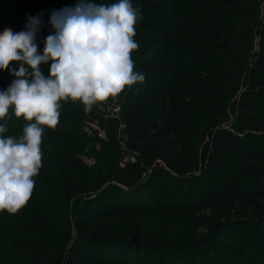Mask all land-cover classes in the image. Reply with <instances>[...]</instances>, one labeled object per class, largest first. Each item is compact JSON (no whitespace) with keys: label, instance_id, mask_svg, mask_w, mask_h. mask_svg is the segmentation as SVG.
<instances>
[{"label":"trees","instance_id":"obj_1","mask_svg":"<svg viewBox=\"0 0 264 264\" xmlns=\"http://www.w3.org/2000/svg\"><path fill=\"white\" fill-rule=\"evenodd\" d=\"M77 2L0 0V32L6 28L14 33L23 31L28 16L42 13L36 43L43 54L46 37L55 32L49 24L51 10L75 6ZM94 2L110 5L117 0ZM131 3L141 16L135 26L139 47L132 53V59L135 71L143 73L145 79L126 88L116 100L121 103L119 119L125 124L127 146L138 160L116 169L125 173L128 167L137 173L132 182H121L128 190L115 185L109 195L100 194L104 208L93 211L95 216L78 233V240L91 242L97 249L120 247L122 259L128 256V244L132 245L135 247L131 251L132 264H141L137 258L139 250L145 249L146 255H152L151 261L158 264L161 256H176L186 248L195 253L191 264H264V215L260 213L252 220L240 218L239 226L234 228H225V221H219L211 233L188 244H170L157 234L143 239L130 232H115L110 223L98 224L100 215L115 220L119 213L148 212L149 184L156 174L164 171L179 177L180 184H195L199 175L225 169L220 172L222 179L213 190L214 196H204V202L194 203L197 209L209 207L220 195L230 196L238 203L264 197V186L253 184L264 183V0H131ZM185 4L191 11L186 10ZM50 65L51 61L40 66L45 77ZM18 67V62L10 65ZM205 68V73L192 75ZM2 76L11 82L15 79L8 70ZM195 96L199 102L194 100ZM61 105L59 126L55 130L45 128L43 135L45 142L57 147L55 155L61 161L52 163L49 156L43 155L40 170L48 164L53 170L77 166L88 170L87 164L64 142L72 123L88 120V112L79 101L69 99L61 101ZM229 171L231 177L227 179ZM102 177L103 182L108 180ZM59 180L65 191L82 193L83 184L75 177L61 174ZM97 180L91 191L100 187ZM131 187H137L135 197L130 203H118L119 197L131 194ZM39 214L38 231L43 237L51 224L43 205ZM230 220L234 219L228 215L227 221ZM70 236L57 249L55 263L48 249L53 242L37 240L30 244L23 238L22 248L32 257L24 264L124 263L100 255L88 259L77 254L75 260L73 247L66 249ZM230 257L239 262L229 261Z\"/></svg>","mask_w":264,"mask_h":264},{"label":"rangeland","instance_id":"obj_2","mask_svg":"<svg viewBox=\"0 0 264 264\" xmlns=\"http://www.w3.org/2000/svg\"><path fill=\"white\" fill-rule=\"evenodd\" d=\"M185 6L186 10L191 11L187 4ZM206 69H198L192 75L203 74ZM4 72L5 70L0 71V83L4 86L2 89L6 90L11 84V80L4 79L2 76ZM194 100L199 102L200 99L195 96ZM120 110L121 103L116 98H109L103 103L94 105L91 111H87L88 120L72 123L64 142L75 150L87 164L88 170L83 169L82 166H77L75 169L60 171L59 169H51V164L44 165V170H40L38 176L34 177L35 188L30 200L25 207L17 212L21 216L10 217L0 213V264H24L28 262L32 257L26 253L20 242L26 238L30 244L37 240L53 242L48 249L54 256V262L57 249L68 240L70 234V241L66 249L73 247V259L75 258V260L77 254L88 259L100 255L103 256L102 258L117 262L124 260L123 264H132L133 254L131 251L135 250L132 245L128 244L130 251H127L128 256L122 259L119 255L120 247L111 250L104 247L97 249L95 244L93 245L91 242L80 243L77 238L78 233L87 224L89 218L95 216L93 211L104 208L100 196L109 195L110 189L115 185L128 190V187H125L121 182L126 180L132 182L136 176L137 171L135 173L128 167H126L125 173H120L116 169L118 165L125 166L126 163H137V161L128 159L133 155V152L131 148L126 149V145L121 142L122 138L119 136ZM27 123L29 122L22 117L17 119L13 109H9L8 115L0 120V125H6L8 129L4 136H12L17 139L23 134V128ZM41 151L44 156L50 157V162L61 161L55 155L57 147L45 142V140L41 144ZM139 170L141 171V168ZM221 171L225 172V169L222 168ZM221 171L211 170L209 173L199 175L200 179L195 184H180L182 180L179 177H173L169 171L160 172L153 177L154 179L150 182L147 190L151 201V209L148 212L141 214L132 211L119 213L115 220L106 219L107 216L100 215L98 224L107 222L112 224L115 232H130V235L143 239L157 234L159 235L158 238L167 240L170 244H188L200 240L202 235L211 233L219 221H225L223 224L225 228H234L239 226L242 217L252 220L256 213L264 215V197H252L247 201L238 203L230 196L220 195L209 207L197 209L194 203L202 202L204 196L210 198L214 196L213 190L218 188L222 179ZM61 174H67L79 180L83 184L82 193L75 194L65 191L61 180H59ZM102 176L108 180L103 182ZM225 176L229 179L231 172L229 171ZM96 180L100 182V187L96 191H91ZM253 184L258 187L264 186V183ZM131 188V194L126 193L124 196L127 197H119L118 203H130L129 201L135 197L134 194L138 191L137 187ZM105 191L106 194H104ZM101 193L102 195H100ZM41 205L44 206L46 217L49 218L51 224L49 231L42 234L43 237L38 231ZM228 215L234 220L227 221ZM189 250L186 248L185 252H179L176 256H161L158 260L161 262L158 264H191V259L194 258L195 253ZM139 251L136 254L141 264H154L151 261L153 258H151L150 253L146 255L145 249ZM68 254H70V250ZM219 254L223 255L222 251ZM228 260L239 262L236 257H230Z\"/></svg>","mask_w":264,"mask_h":264},{"label":"clouds","instance_id":"obj_3","mask_svg":"<svg viewBox=\"0 0 264 264\" xmlns=\"http://www.w3.org/2000/svg\"><path fill=\"white\" fill-rule=\"evenodd\" d=\"M42 15L28 16L23 31L0 32V70L15 77L0 90V120L13 109L17 119L29 122L18 139L5 137L7 126L0 125V212L10 214L32 196L42 167L44 131L59 126L61 101H79L91 111L145 79L132 59L139 47L135 26L141 16L131 0L110 5L78 0L75 6L51 10L49 24L55 32L46 37L40 54L36 39ZM49 61L45 77L40 66ZM12 62L19 67L10 68Z\"/></svg>","mask_w":264,"mask_h":264},{"label":"built area","instance_id":"obj_4","mask_svg":"<svg viewBox=\"0 0 264 264\" xmlns=\"http://www.w3.org/2000/svg\"><path fill=\"white\" fill-rule=\"evenodd\" d=\"M119 114H120V112H119ZM120 125H121V127H120L119 136H120V138H122L121 142L126 145V149H129L128 146H127L128 136L126 135V133L124 131L125 124H124L123 121H120ZM132 154L133 155L130 156L131 158L128 156L129 157L128 159L131 160V161H137V155H136V153L133 152Z\"/></svg>","mask_w":264,"mask_h":264}]
</instances>
